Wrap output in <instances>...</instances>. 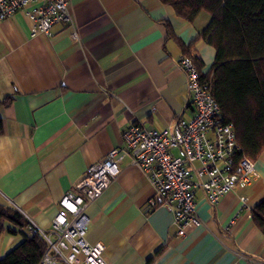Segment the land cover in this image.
Returning a JSON list of instances; mask_svg holds the SVG:
<instances>
[{
    "label": "crops",
    "instance_id": "crops-1",
    "mask_svg": "<svg viewBox=\"0 0 264 264\" xmlns=\"http://www.w3.org/2000/svg\"><path fill=\"white\" fill-rule=\"evenodd\" d=\"M66 1L70 20L51 35H32L22 11L0 21V204L41 228L87 167L122 147L132 122L160 129L192 115L178 41L193 42L210 20L200 11L187 21L160 0ZM193 45L205 73L215 50L202 39ZM253 162L249 179L214 204L196 188L199 222L180 232L174 205L160 204L124 153L117 176L84 207L85 240L102 246L103 264L151 256V264H262L264 234L251 209L264 196V149ZM20 239L0 232V257Z\"/></svg>",
    "mask_w": 264,
    "mask_h": 264
},
{
    "label": "built area",
    "instance_id": "built-area-1",
    "mask_svg": "<svg viewBox=\"0 0 264 264\" xmlns=\"http://www.w3.org/2000/svg\"><path fill=\"white\" fill-rule=\"evenodd\" d=\"M19 11L31 21L32 35H51L55 23L70 20L66 0H0V21ZM178 65L186 75L192 115L160 129L137 121L124 129L122 147L111 148L90 164L74 189L61 195L49 227L34 225L46 243L37 264H77L81 260L103 264L99 257L102 246L85 240L88 217L84 207L117 176L124 153L148 174L160 204L174 205V221L180 232L199 222L196 188L202 189L206 200L214 204L255 172L253 160L238 153L233 127L222 121L209 81L201 78L189 56L182 55ZM155 203V199L150 200L152 206Z\"/></svg>",
    "mask_w": 264,
    "mask_h": 264
},
{
    "label": "trees",
    "instance_id": "trees-1",
    "mask_svg": "<svg viewBox=\"0 0 264 264\" xmlns=\"http://www.w3.org/2000/svg\"><path fill=\"white\" fill-rule=\"evenodd\" d=\"M187 21L200 11L210 15L209 23L197 34L214 50L211 67L201 72L203 62L194 41H178L210 83L220 107L222 121L231 123L238 153L256 159L264 149V0H160ZM167 26V35H173ZM251 220L264 234V196L251 209ZM3 222H8L6 226ZM21 237L0 257V264H37L46 243L32 222L17 208L0 204V232ZM152 256L146 264H151Z\"/></svg>",
    "mask_w": 264,
    "mask_h": 264
}]
</instances>
